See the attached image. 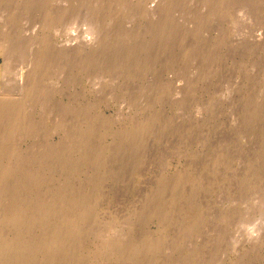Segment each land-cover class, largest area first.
Instances as JSON below:
<instances>
[{
  "label": "rangeland",
  "instance_id": "rangeland-1",
  "mask_svg": "<svg viewBox=\"0 0 264 264\" xmlns=\"http://www.w3.org/2000/svg\"><path fill=\"white\" fill-rule=\"evenodd\" d=\"M0 264H264V0H0Z\"/></svg>",
  "mask_w": 264,
  "mask_h": 264
},
{
  "label": "bare ground",
  "instance_id": "bare-ground-1",
  "mask_svg": "<svg viewBox=\"0 0 264 264\" xmlns=\"http://www.w3.org/2000/svg\"><path fill=\"white\" fill-rule=\"evenodd\" d=\"M88 41H89V40H88ZM83 42H84L83 45H84V47H85V45H86L88 42H87V40H85V41H83ZM80 45H81V44H80ZM81 46H82V45H81ZM86 46H87V45H86ZM8 62H9V61H8ZM7 64H8V63H7ZM4 67H5V66H4ZM7 68H8V67H7ZM4 70H5V69H4ZM6 70H7V69H6ZM6 70H5V71H6ZM15 111H16V110H15Z\"/></svg>",
  "mask_w": 264,
  "mask_h": 264
}]
</instances>
